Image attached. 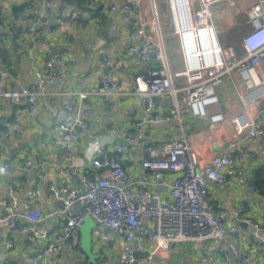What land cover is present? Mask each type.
Returning <instances> with one entry per match:
<instances>
[{
  "label": "crops",
  "instance_id": "crops-1",
  "mask_svg": "<svg viewBox=\"0 0 264 264\" xmlns=\"http://www.w3.org/2000/svg\"><path fill=\"white\" fill-rule=\"evenodd\" d=\"M253 2L216 0L212 4L211 21L223 46L236 45L248 29L247 10ZM152 3L156 7L169 68L172 72L180 71L182 63L174 26L171 28L167 22L168 16L160 12L161 0H142L140 13L149 20ZM33 5L40 13L50 12L51 17L40 24H34L33 20L24 25L18 24L16 20L21 13ZM112 5L115 10H110ZM75 10L81 11L83 20L73 15ZM58 19L62 20V26L58 25ZM146 29L150 30L148 26ZM38 32L42 35L39 36ZM166 39H170L172 45H166ZM138 42L139 38L128 32L125 14L120 10V0H92L90 5L86 0H52L50 5H45L42 0H0V90L11 86L19 90L28 85L36 71L49 70L46 63L52 58L55 61L50 71L57 74L51 86L41 89L36 112L32 115L23 106L0 97V130L16 117L22 130L17 139L5 141L0 138V163L9 154L13 163L10 169L0 170V195L5 199L10 195L15 197L17 204L14 212L17 216L24 215L25 202L34 191L37 197L32 201L33 206L45 212L58 206L51 186L63 194L69 188L83 189L77 178H70L56 169L62 151L53 144L58 134L54 131L51 118L53 113L61 111L67 100H78L79 93L87 94L80 101V106L90 107L89 120L93 123L89 134H80L72 149L81 175L96 177L104 170L90 165L95 152L91 139L93 133L100 134L102 140L107 142L106 151L98 158L101 162L114 159L132 176L146 179L149 183H152L149 172L139 166L143 158L150 156L147 148H161L168 140H184L196 153L199 165L205 166L211 157L224 151L227 142L234 139L233 126L228 119L239 111L234 89L238 88L240 81L235 73L225 77L223 85L217 90L219 104L207 108L210 115L223 113V122L211 125L207 120L182 113L179 121L171 117L165 122L134 126L143 118L142 99L134 94V77L141 67L130 63L126 46ZM100 52L123 62L120 70L111 72L124 82L120 90L112 95L99 94L102 79L109 71L108 68L96 71ZM182 82L183 78L174 80L175 86ZM183 107L184 103L179 99V109ZM172 108L168 96L156 98V113L168 115ZM261 125L264 126V119ZM130 130L134 135L126 139L124 134ZM114 139L125 143L130 153H116L111 146ZM246 151L254 157L247 156L243 162H233V167L240 169L241 175L228 177L226 184L219 187L208 184L207 199L212 210L223 215L225 227L239 228V233L230 236L231 240L243 246H251L256 239L261 240L253 260L254 264H264V228L255 232L243 222V219L250 218L264 227V187L251 188L253 181H260V177L264 179V140L256 146L246 147ZM25 161H29L32 167L25 168ZM172 177V173H166L164 178L169 180ZM150 189L159 193L164 201L167 200L163 187L150 185ZM72 211H77V208H72ZM4 212L0 206V215ZM63 221V217L53 216L38 223L37 231L48 228L49 234L37 242L28 240L17 228L10 229L7 224L0 223V264H30L25 261L26 257L42 251L55 238ZM8 242L11 243L10 248H6ZM100 249L102 254H99ZM213 250L210 243L185 242L154 255L150 264H238L233 256L224 258L213 255ZM92 252L98 255L95 263L89 262L79 247L68 241L62 244L60 250L52 252L44 264H117V256L129 253L130 246L119 238L92 235ZM144 257V253H139L138 258Z\"/></svg>",
  "mask_w": 264,
  "mask_h": 264
},
{
  "label": "built area",
  "instance_id": "built-area-1",
  "mask_svg": "<svg viewBox=\"0 0 264 264\" xmlns=\"http://www.w3.org/2000/svg\"><path fill=\"white\" fill-rule=\"evenodd\" d=\"M216 0H187L191 23L189 28L174 26L182 69L172 72L165 54V44L159 28L155 4L150 5L149 20L140 13L142 0H120V10L125 14L128 32L139 38L138 44L129 43L126 48L130 55V63L141 67L134 77V94L143 102V118L134 123L155 124L172 118L179 121L182 113L207 120L211 125L225 120L223 113L208 114L207 108L219 104L217 90L223 85L227 76L235 73L240 81L234 89L239 111L228 121L233 126L234 139L227 142L221 154L210 158L205 166H200L196 153L184 140H168L161 148H147L150 156L139 162L140 168L149 172L152 183L139 179L114 159L101 162L98 158L106 151V143L98 133L91 134L94 145V157L90 165L95 169L104 168L96 177L79 174L72 149L80 134L87 135L93 123L89 120L90 107L82 108L80 101L86 93H79L78 100L70 98L59 113L51 115L54 131L58 134L53 144L61 148V156L56 169L66 173L70 178H77L82 190L69 188L64 194L54 187L50 190L58 206L50 211L36 209L32 201L37 197L34 191L24 205V215L19 217L14 209L15 197L3 198L0 195V206L5 212L0 215V223L8 228H17L28 240L37 242L49 234V229L37 231L36 225L53 216L64 218L55 238L37 253L26 257L30 264H44L52 252L60 250L64 242L70 241L78 246L79 227L86 217L95 223L92 235L104 238H119L130 246L129 253H120L117 264H150L152 257L159 252L167 251L174 245L185 242L193 244L210 243L213 255L224 258L233 256L238 264H254V254L261 240L256 239L251 246L240 245L230 239L239 233L237 226L225 227L223 215L212 210L208 202V184L216 187L226 184L228 177L241 175L233 162H243L247 156L246 147L256 146L264 140V0H254L247 10L248 29L240 36L236 45L223 46L211 21L210 8ZM50 5L52 0H42ZM90 5L92 0H86ZM173 13L172 1L169 0ZM110 10H115L111 6ZM74 16L83 20L79 10ZM51 17V13H40L33 5L25 9L16 20L24 25L33 20L40 24ZM62 26V20L58 19ZM175 24V23H174ZM150 30H147L146 27ZM39 36L42 33L38 32ZM38 39V38H37ZM54 58L47 61V72L36 71L30 83L21 89L0 90V97L8 98L13 104L21 105L32 115L36 112L41 89L51 86L57 78L55 71H50ZM122 60H114L105 52H100L96 71L108 68L101 82L99 94L112 95L123 86V80L112 75V71L122 68ZM183 78L179 86L174 80ZM166 95L173 106L168 115L156 113V98ZM179 99L184 107L179 109ZM21 127L16 117L0 130V138L5 141L17 139L21 135ZM126 139L133 137L134 132L124 134ZM112 149L119 154H129L125 143L114 139ZM13 166L12 155L0 163V170H8ZM25 168H31L29 161ZM173 177L166 180L165 174ZM150 185L163 187L167 200L150 189ZM253 188V186H251ZM77 211L73 212L72 208ZM237 212L235 216H237ZM264 217V212H263ZM243 222L255 232L264 227L250 218ZM11 243L6 244L10 248ZM144 253V258L134 257L133 253Z\"/></svg>",
  "mask_w": 264,
  "mask_h": 264
},
{
  "label": "water",
  "instance_id": "water-1",
  "mask_svg": "<svg viewBox=\"0 0 264 264\" xmlns=\"http://www.w3.org/2000/svg\"><path fill=\"white\" fill-rule=\"evenodd\" d=\"M172 1V0H171ZM187 0H173V25L181 29L189 28L191 20L188 10ZM175 23V24H174ZM95 229V223L89 217H86L79 227V249L86 255L89 262L95 263L98 255L92 252V230ZM102 254V249L99 250ZM134 257L139 256V252L133 253Z\"/></svg>",
  "mask_w": 264,
  "mask_h": 264
},
{
  "label": "rangeland",
  "instance_id": "rangeland-1",
  "mask_svg": "<svg viewBox=\"0 0 264 264\" xmlns=\"http://www.w3.org/2000/svg\"><path fill=\"white\" fill-rule=\"evenodd\" d=\"M159 6H160V12H162V13L166 14V16H168L167 22L170 25V27L173 28V21H172V14H171V10H170L169 0H161V3ZM158 9L159 8H157V10ZM165 25H167V23H165ZM165 34H166V32H165ZM166 40H167L166 45H172L171 43H169L170 39H166ZM173 50L174 49L172 48L171 51H173ZM168 57H169V55H168ZM168 60H169V58H168Z\"/></svg>",
  "mask_w": 264,
  "mask_h": 264
},
{
  "label": "trees",
  "instance_id": "trees-1",
  "mask_svg": "<svg viewBox=\"0 0 264 264\" xmlns=\"http://www.w3.org/2000/svg\"><path fill=\"white\" fill-rule=\"evenodd\" d=\"M261 187H264V179H262V177H260V181H257V180L253 181L254 189H257V188L259 189Z\"/></svg>",
  "mask_w": 264,
  "mask_h": 264
}]
</instances>
